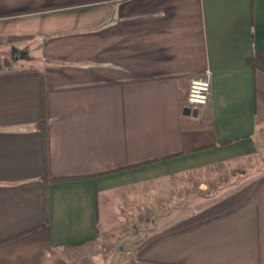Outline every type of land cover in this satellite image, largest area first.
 <instances>
[{"label":"crops","instance_id":"1","mask_svg":"<svg viewBox=\"0 0 264 264\" xmlns=\"http://www.w3.org/2000/svg\"><path fill=\"white\" fill-rule=\"evenodd\" d=\"M263 49L264 0H0V264H105L101 221L160 181L264 165ZM140 264H264V182Z\"/></svg>","mask_w":264,"mask_h":264},{"label":"rangeland","instance_id":"2","mask_svg":"<svg viewBox=\"0 0 264 264\" xmlns=\"http://www.w3.org/2000/svg\"><path fill=\"white\" fill-rule=\"evenodd\" d=\"M263 175L262 161L254 158L182 171L160 181L152 198L145 195L147 199L130 200V209L122 207L116 215L104 217L101 221L104 230L92 249L105 264H140L143 257L140 249L173 219L187 214L194 216ZM167 212L171 214L166 215Z\"/></svg>","mask_w":264,"mask_h":264},{"label":"trees","instance_id":"3","mask_svg":"<svg viewBox=\"0 0 264 264\" xmlns=\"http://www.w3.org/2000/svg\"><path fill=\"white\" fill-rule=\"evenodd\" d=\"M53 7H49L51 9ZM248 63L254 70H260L264 73V49L259 50L256 54L248 59ZM264 182V175L254 180L250 185L242 188L237 193L225 197L218 203L208 207L206 210L182 220L168 229L152 236L140 249L141 255L154 244L163 241L169 237L182 233L186 230L192 229L201 224L213 221L220 217L231 214L249 202L257 188ZM49 182H46L45 198L47 204L49 203ZM247 193V195H246Z\"/></svg>","mask_w":264,"mask_h":264},{"label":"built area","instance_id":"4","mask_svg":"<svg viewBox=\"0 0 264 264\" xmlns=\"http://www.w3.org/2000/svg\"><path fill=\"white\" fill-rule=\"evenodd\" d=\"M213 73L208 68L205 72L190 80L187 95V105L189 107H199L210 103L212 98Z\"/></svg>","mask_w":264,"mask_h":264}]
</instances>
